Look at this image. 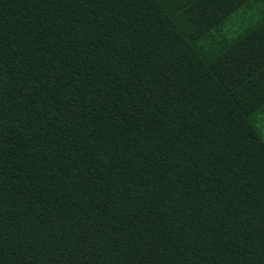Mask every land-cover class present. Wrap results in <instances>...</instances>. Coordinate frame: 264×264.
I'll return each instance as SVG.
<instances>
[{
  "label": "trees",
  "instance_id": "1",
  "mask_svg": "<svg viewBox=\"0 0 264 264\" xmlns=\"http://www.w3.org/2000/svg\"><path fill=\"white\" fill-rule=\"evenodd\" d=\"M263 128L264 0H0V264H264Z\"/></svg>",
  "mask_w": 264,
  "mask_h": 264
},
{
  "label": "rangeland",
  "instance_id": "2",
  "mask_svg": "<svg viewBox=\"0 0 264 264\" xmlns=\"http://www.w3.org/2000/svg\"><path fill=\"white\" fill-rule=\"evenodd\" d=\"M257 15V13L255 14V16ZM263 130H264V128H263Z\"/></svg>",
  "mask_w": 264,
  "mask_h": 264
}]
</instances>
